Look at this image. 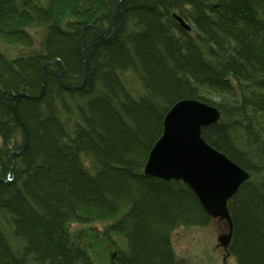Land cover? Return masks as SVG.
<instances>
[{
  "label": "trees",
  "instance_id": "16d2710c",
  "mask_svg": "<svg viewBox=\"0 0 264 264\" xmlns=\"http://www.w3.org/2000/svg\"><path fill=\"white\" fill-rule=\"evenodd\" d=\"M118 2L0 0V264L103 262L74 222H108L115 264H176L174 230L212 218L183 180L144 167L185 98L220 110L202 136L250 174L228 201L229 252L264 264V0H122L107 38ZM87 24L107 37L84 32L85 85L66 89L58 64L42 83L55 59L81 83ZM19 93L29 141L12 155L26 141Z\"/></svg>",
  "mask_w": 264,
  "mask_h": 264
},
{
  "label": "water",
  "instance_id": "95a60500",
  "mask_svg": "<svg viewBox=\"0 0 264 264\" xmlns=\"http://www.w3.org/2000/svg\"><path fill=\"white\" fill-rule=\"evenodd\" d=\"M113 10V29L109 37L105 36L101 26L87 24L81 30L82 49L85 60L84 32L87 27H93L100 32L102 37L110 38L116 30V18L120 8V2ZM173 17L180 22L187 31L191 24L186 22L178 11H174ZM48 64L60 66V80L66 89H79L84 86L87 79V60H85L84 77L78 85L63 82L64 70L62 62L58 59L46 62L43 65L42 83L45 82L44 68ZM45 84V83H44ZM42 91V90H41ZM40 91V93H41ZM39 93V94H40ZM25 93L15 94L16 99L14 113L25 131V146L21 151H14L12 155L21 154L29 141V130L17 113V104ZM220 110L203 100L195 98L179 99L169 110L164 118L163 135L154 144L145 164V174L162 178L183 180L200 199L204 209L212 218H220L229 222V233L219 237L221 245L228 250L232 237V219L228 208V201L237 193L240 185L247 181L250 174L236 164L225 153L213 147L202 136V128L219 121Z\"/></svg>",
  "mask_w": 264,
  "mask_h": 264
},
{
  "label": "rangeland",
  "instance_id": "374dc122",
  "mask_svg": "<svg viewBox=\"0 0 264 264\" xmlns=\"http://www.w3.org/2000/svg\"><path fill=\"white\" fill-rule=\"evenodd\" d=\"M107 223H77L71 224L72 232L79 243L84 247H92L96 256L103 258L100 264H115L111 258L112 249H106L104 237L101 232L107 227ZM229 222L218 217L206 226H184L174 230L172 244L176 264H238L234 254L226 256L224 247L219 242L222 234L229 232ZM116 237V236H115ZM109 244V243H108ZM87 247V248H89ZM115 252V251H114Z\"/></svg>",
  "mask_w": 264,
  "mask_h": 264
},
{
  "label": "flooded vegetation",
  "instance_id": "af4514ba",
  "mask_svg": "<svg viewBox=\"0 0 264 264\" xmlns=\"http://www.w3.org/2000/svg\"><path fill=\"white\" fill-rule=\"evenodd\" d=\"M228 254H226V256H227Z\"/></svg>",
  "mask_w": 264,
  "mask_h": 264
},
{
  "label": "bare ground",
  "instance_id": "6f19581e",
  "mask_svg": "<svg viewBox=\"0 0 264 264\" xmlns=\"http://www.w3.org/2000/svg\"><path fill=\"white\" fill-rule=\"evenodd\" d=\"M183 18V17H182ZM188 31V30H187Z\"/></svg>",
  "mask_w": 264,
  "mask_h": 264
}]
</instances>
